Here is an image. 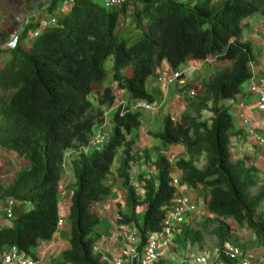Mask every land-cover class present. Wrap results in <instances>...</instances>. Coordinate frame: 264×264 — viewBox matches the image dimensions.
<instances>
[{
    "label": "trees",
    "instance_id": "obj_1",
    "mask_svg": "<svg viewBox=\"0 0 264 264\" xmlns=\"http://www.w3.org/2000/svg\"><path fill=\"white\" fill-rule=\"evenodd\" d=\"M56 1L52 0L50 11ZM128 9H132L130 18L136 30L141 31L134 40L119 34L120 16ZM257 14L264 15V0H127L115 9H105L104 0L101 4L97 0H73L70 11L37 37L32 35L43 21L23 27L16 48L0 51L9 55L0 67V148L25 157L29 167L17 172L12 184L0 190V199L30 204L31 209L17 215L12 227L0 228V249L16 246L32 254L55 235L63 154L88 143L94 127L102 123L104 107H111L115 101L109 88L97 93L96 109L89 100L108 77L104 63L109 57L113 59L112 82L117 89L129 100L149 103L155 97L147 93L146 81L163 61L171 71L179 70L188 59L230 62L229 67L202 82L192 114L183 115L179 122L164 117L161 131L152 135L168 147L183 146L188 159L180 158L174 164L181 184L207 192L204 203L210 217L194 227H183L172 250L178 252L188 246L202 250L206 236L214 237L219 248L225 243L241 248L228 221L248 228L264 248V212H258L264 203V186L250 194L258 185V169L249 157L233 159L231 138L242 132L235 128L224 106L241 94V85L251 78L248 64L255 55L251 44L242 42L241 37L248 26L245 20ZM143 25L146 30L141 29ZM128 69L127 77L124 73ZM203 112L211 116L204 120ZM120 114L118 108L102 150L70 163L74 187L67 217L69 249L61 254L66 263L104 264L93 252L101 237L94 230L101 221L90 207L111 194L112 187L104 181L118 149H122V157L116 178L125 191L126 211L119 212L120 223L135 225L139 251L148 235L161 230L165 207L175 195L168 158L158 154L151 161L146 152L141 156L132 151L138 135L130 134L140 127L139 113ZM199 158L205 161L202 168L196 165ZM142 161H151L155 174L138 176L142 183L138 195L130 170ZM137 207H144L142 215L136 212ZM219 262L236 264L222 256Z\"/></svg>",
    "mask_w": 264,
    "mask_h": 264
},
{
    "label": "rangeland",
    "instance_id": "obj_2",
    "mask_svg": "<svg viewBox=\"0 0 264 264\" xmlns=\"http://www.w3.org/2000/svg\"><path fill=\"white\" fill-rule=\"evenodd\" d=\"M63 1H65V0H57L56 1V3H55L56 7H53V9L50 11L51 16H56L57 9L62 7ZM175 1L177 3H186V0H175ZM69 3H70L69 5L65 6V11L68 10V8H70V6L73 5V0H69ZM97 3L101 4V0H97ZM257 19H258L257 16L250 18V20L253 22L251 24V27H253L257 23ZM123 21H126V19H124ZM123 27H124V25H123ZM121 29H122V26H121ZM143 29H145V27H143ZM120 32H121V34H123V36L125 35L126 37H128L131 40H134L137 38V34H134L135 31L133 29V24L131 23V21H130L129 31L127 33H124V32H122V30H120ZM242 36H243V38L241 39L242 42L252 40L251 41L252 46H253L254 51H255L254 52L255 60L253 61L252 67H250V69L253 68L256 71L259 67H263V64H264V57H263L264 56V45H263L264 36H263V32H257V30H255L254 28L250 29L248 27V28L243 29ZM11 39H13V37H11ZM4 50H6V48ZM4 50H0V51L3 52ZM8 58H9V56L2 57V59L5 62L1 63L0 67H2V65H4V63H6ZM112 64H113V59L111 57L107 58L105 63H104V68L107 71L108 77L106 79V82H104L103 85L96 87L94 89V91H95L94 94H91L89 96V100L91 103L94 104L95 99H98L97 93L99 91H101L102 88H106L111 83L112 75H110V73H111ZM198 64H199V62H198ZM200 65L202 66L201 68L199 65L194 66V69H198V70L196 72L195 71L192 72V74H194V78L190 79V85L186 89H183V90H179V88L176 90L171 89L169 91V97L165 100L164 105H163L161 98L155 101V104L153 106L154 108H157L158 105L162 104V106L160 105L161 108L159 107L158 109L155 110L157 112L139 111V121H140V125L142 127L139 129V131L141 130L143 133L139 134V131L137 129V130H133L130 134L131 137H135L138 135V138L136 139V143L133 146V152L137 151L138 153L141 154V156L144 155L146 152L151 161L155 160L158 154H165L169 157L168 160L171 162V165H172L171 166V177H179V172L176 170L175 165H174L176 160H178L180 158L187 160L188 156H187V154L183 148H182V151L180 153L175 154V152H174L172 155H170V153L167 151L169 149V147L164 145L159 140L154 139L152 134L155 135L161 131L162 120L165 116H170L175 121H178L181 116H183L185 114L186 115L191 114L192 112L189 113V110L194 108V104H195L194 100L196 99V96L200 95L202 93L201 92L202 91V82L209 79V77H211L212 74L220 71L223 68L229 67L230 62H228V61H226V62L220 61L219 62L217 59L214 60V59L210 58V59H208V61L206 63L200 64ZM181 68L185 69L186 66L183 65V66H181ZM247 85H248L247 82H245L241 85V88H240L241 93H246L245 88L247 87ZM111 89H112V92L114 93V96H115V103L111 109L105 110V120L107 122V128H106L107 132H109L112 128V119H113L114 113H115L118 105L121 103L126 105V103L128 101V99L123 94V92H118V90L116 89V85L114 83L111 84ZM146 89H147V93L150 95H152L153 93L155 94V96L159 94L158 89L153 87V78L152 77H150L146 81ZM174 96H176L177 98H176V101L173 102L172 98ZM237 98L240 100V102H239L240 104L237 106L238 110L239 111L241 110L243 115L246 116V118L250 122V125L255 130V132H254L255 136L264 138V128L260 127V125L262 124V120L264 121V117L262 119L261 118L258 119V121H260L258 124L255 123L254 118L251 117V119H250V116H253L252 109H255V105L252 103V99H255V97H252V95H244L243 96V94H242L241 96H238ZM180 105L184 106V108H182ZM97 107L98 106L95 105V109ZM226 107L228 109V112L232 115L234 125H235L236 121H235L234 114L232 112L233 110L229 106H226ZM202 115H203L204 120H207L211 116V114L207 113V112H203ZM140 135H141V137H140ZM144 135H146V136H144ZM232 143H234L233 144L234 145L233 146V149H234L233 150L234 151L233 159L234 160L237 158V156H241L242 154H243V156L249 157L250 161H252V159H255V162H253V161L252 162L255 164V167H257V169H258V174L256 175V180H257L258 185L250 191V194L251 195L256 194L259 191L260 187L264 186V166H263L264 165V152H263L261 146H257V141H256L255 137L251 138V139L247 136L244 137V139L242 137H239V138L234 137L232 139ZM237 147H239L243 151V153H241V155L238 154L240 152H237V150H236V149H238ZM121 154H122V149H118L117 153L115 155L113 164L111 165L110 173L104 181L105 184H108L109 181L114 176L113 173L116 172L119 160L122 157ZM173 157H174V159H173ZM150 162H148V163L142 162V163L146 164V166H145L146 170L148 168L151 169V165H149ZM204 164H205L204 159L199 158V162L196 165L198 168H202L204 166ZM138 166H141V165H137L136 167H135V165H132L131 168L138 169ZM145 173L148 174V178L150 176L154 175V174H151V172L148 170L145 171ZM139 175H141V174H139ZM141 176L146 177L144 175H141ZM134 180L135 179L133 176L131 179L132 185H133ZM140 192H141V190L139 187L138 195L140 194ZM191 194L196 195V198L202 199L203 201H205L206 196H207L206 190L202 189L201 187H198L194 191L192 190ZM106 199L109 200L110 197H107L104 200L106 201ZM104 200H102V202ZM202 202H199V209L203 212V214H199L197 216L195 214L192 215L194 217V219L192 221H190V224H192L193 226H194V222L197 219H198L197 221H199L200 218L204 219L206 217H210V214L206 211V209L204 210V208L202 207V205L204 206V204H205L204 202L202 204ZM99 203H101V202H99ZM101 204H103V203H101ZM115 209L118 210L117 205H115ZM143 211H144V207H139V209H137L138 213H141ZM259 211L264 212V203L260 206V209L258 210V212ZM139 219H140V217H139ZM227 223H228L231 231L233 232L234 237H236V239L238 240L239 246L243 249V251H246V252L250 253L251 255H253V257L255 258L256 264H264V248L260 244H258V242L254 238L251 231L246 227H238L237 224H235L233 221H228ZM103 228L104 227L99 225L95 228L94 232L101 234V230H103ZM215 248H216V239L212 236H206L204 243H203L202 250L199 249V247H197V246H193V247L188 246L187 249L180 250L178 252L177 251L175 252L174 250H170L167 257H166L167 260H165V262L168 263V262L174 261L175 264H179V262L181 261L182 254L184 255V254H195V253H199V252H207V253H210L209 255H212L211 253ZM197 251H199V252H197ZM211 264H221V263L212 262Z\"/></svg>",
    "mask_w": 264,
    "mask_h": 264
},
{
    "label": "built area",
    "instance_id": "obj_3",
    "mask_svg": "<svg viewBox=\"0 0 264 264\" xmlns=\"http://www.w3.org/2000/svg\"><path fill=\"white\" fill-rule=\"evenodd\" d=\"M125 0H110L105 3V8H110L111 6H118L122 4ZM68 5L67 1L63 2L60 9H57L56 16L50 17L48 20L42 22L40 29L35 31L32 35L33 38L37 37L41 30H46L50 25H54L57 22L59 16L65 14V6ZM29 24V21H25L21 26V33L23 27ZM21 33L14 35L13 39L6 43V49H15L18 43V37ZM192 76L191 69H186L185 71H164L159 73L156 77V84L161 90H167L171 85L177 83L178 85H185L186 81ZM249 92L255 95L257 98L254 100L255 109L258 112H264V78L260 81L259 85H252ZM192 94V93H191ZM240 100H230L227 102L233 111L236 126L235 128L239 130V126L243 125L246 136L251 138H256L257 146H261L264 152V138L256 137L255 130L250 125V122L239 110L238 105ZM253 103V102H252ZM136 107H141L143 109H150L149 106L139 103ZM104 142V137L102 135H97L94 138V144L100 147ZM172 186L175 188V195L170 203L165 207L166 214L164 220L161 224V230L157 234H152L147 236L145 245L141 251L138 250L140 239L136 232V228L131 226H118L119 236L122 239V249L119 254L114 257H106L102 255V261L104 264H157L161 260H166L168 252L173 246L174 239L180 234L182 228L192 221L195 214H203L199 209V202L201 199L196 198L188 192L186 186L181 184L178 177H172ZM13 201H8L5 213L8 219H13L12 209L14 207ZM188 219V220H187ZM62 221L58 222L60 226ZM207 252H199L195 254H184L181 257V264H211L212 262H219L220 256L227 260L233 261L236 264H256L255 258L250 253L243 251V249L233 246L231 244L225 243L221 248L216 247L212 251V255ZM211 256V257H210ZM0 264H34L27 255L20 252L16 246H10L0 249Z\"/></svg>",
    "mask_w": 264,
    "mask_h": 264
},
{
    "label": "crops",
    "instance_id": "obj_4",
    "mask_svg": "<svg viewBox=\"0 0 264 264\" xmlns=\"http://www.w3.org/2000/svg\"><path fill=\"white\" fill-rule=\"evenodd\" d=\"M51 5L52 0H0V50L5 49V45L8 41H10L11 37H14V35L21 32V26L25 21H29V24L37 25L38 23H41V21L48 20L51 17ZM123 20L121 22H123ZM127 20L129 19L127 18ZM127 26L128 25H126L125 28ZM22 48L26 49V47L24 46ZM5 56L7 57L9 55L0 54V64L5 62L2 59V57ZM190 65L197 66L199 64H192L190 62ZM158 91L159 96L160 90ZM168 97L169 93L167 95V98ZM176 98L177 97L174 96L172 98V101H176ZM180 106L184 108V106ZM252 111L253 116H250V119L251 117L254 118L255 123L258 124L260 122L258 121V119H262L264 117V114L257 112L255 109H252ZM240 112L242 113L241 110ZM260 127L262 126L260 125ZM238 129L242 130V135L239 137H242L244 139V136L246 137V132L243 125L239 126ZM141 133L143 132L140 130L139 134ZM237 148V152H240L238 154L241 155L243 151L239 147ZM167 151L170 153V155H172L174 152L175 154H178L182 151V147H180L179 145L169 146V149ZM165 156L169 158L167 155ZM252 161L255 162V159H252ZM145 166L146 164L142 163L141 167L139 166L138 169L131 168V176L133 177L134 175L136 182H138L137 175L142 173L148 176V174L145 173V171L147 170L150 171L151 174H155L153 166H151V169L148 168L147 170L145 169ZM28 167L29 162L25 158L18 157L15 153L0 148V190L9 187L12 184L16 173L19 172L21 169H27ZM113 175L114 176L108 183L112 185L111 194L109 196L110 199H106V201L104 200L103 202L101 201V203L103 204L99 202L94 203L90 207V211L97 214L101 221L100 225L104 227L103 230H101V238L96 242L95 248L98 252L104 253V255H106L107 257L117 256L120 250L122 249V239L119 237V233L116 227L118 225L117 212L119 210H123L124 208L125 191L121 188V182H119V179L115 178V173H113ZM135 181L133 182V185H135ZM72 183L73 181L71 179L70 171L69 169H66V171L63 172L61 175V185L65 187V194L64 197L61 198L60 203L58 205L59 218H62L63 225L59 229H57L51 241H49L48 243H42L38 246L35 251V264H67L64 261H61L60 257L63 252L69 249L68 240L70 225L67 222V217L70 207ZM4 205L5 200L0 199L1 229L12 227V222L6 219L3 213L2 208L4 207ZM115 205H117L118 210L115 209ZM30 209V204H20L15 209V216L27 212Z\"/></svg>",
    "mask_w": 264,
    "mask_h": 264
},
{
    "label": "clouds",
    "instance_id": "obj_5",
    "mask_svg": "<svg viewBox=\"0 0 264 264\" xmlns=\"http://www.w3.org/2000/svg\"><path fill=\"white\" fill-rule=\"evenodd\" d=\"M65 1H67L68 2V5L70 4L69 3V0H65ZM110 0H108V1H105V3L106 2H109ZM127 0H125L122 4H120V5H118V6H111L110 8H105V9H115V8H118V7H122V5L126 2ZM64 2V1H63ZM71 7L72 6H70V8H68V11L66 12V13H68L69 11H70V9H71ZM61 8V7H60ZM60 8H58V9H60ZM131 12H132V9H128V10H126V14L125 15H121L120 16V21H119V24H118V28H119V34L121 35V36H123V34H121V32H120V30H122V32H124V33H127L128 31H129V28H130V21H131V23H132V19L130 18V15H131ZM65 13V14H66ZM65 14H63V15H65ZM255 16H257L258 17V19H257V23L253 26V27H251V24L253 23L251 20H250V18H252V17H255ZM252 17H250V18H248V19H246L245 20V25H248V26H246L245 28H254L255 30H257V32H263V36H264V15H254V16H252ZM127 18L129 19V20H127ZM123 19H126V22L125 21H123V23L121 22ZM133 24V23H132ZM122 26V29H121V26ZM123 25H124V27L126 26V25H128L126 28H124L123 27ZM143 27H145V29H143ZM133 29H134V31H135V33L134 34H137V36H138V33L139 32H141L140 30H136V28H135V25L133 24ZM141 29H143V30H146V26H142L141 27ZM123 37H126L125 35L123 36ZM126 38H128V37H126ZM243 38V36L241 37V39ZM19 40V39H18ZM252 40H249V41H244V42H249L250 44H251V46H252V42H251ZM19 42V41H18ZM18 44V43H17ZM263 45H264V41H263ZM17 46V45H16ZM252 49H253V53L255 52L254 51V48H253V46H252ZM7 50V49H6ZM13 50V49H12ZM264 57V56H263ZM210 59V58H209ZM254 60H255V58H254ZM253 60V61H254ZM208 61V59L207 60H205V61H194V60H191V59H188L187 61H186V63H185V66H186V68L185 69H182L181 67L179 68V70H177V71H185L186 69H191V71L193 72V71H197L198 69H194V65H190V62L192 63V64H198V62H199V66H200V68L202 67L200 64H204V63H206ZM253 61L252 62H250L249 64H248V70L250 71V73H251V78H250V80L249 81H247V83H248V85H247V87L245 88V90H246V93H241L240 95H238V96H241L242 94H243V96L244 95H252V97H255V99L257 98L255 95H253V94H251L250 92H249V89H250V87L252 86V85H259V83H260V81L264 78V64H263V67H259L256 71L253 69V68H251L250 69V67H252V64H253ZM164 64V65H163ZM164 71H171L170 69H169V67H168V64L165 62V61H163L162 62V64L159 66V67H157L156 69H155V72H154V74H153V76H151L152 78H153V82H154V86L153 87H156L158 90H160V95L158 96V95H156L155 96V94L153 93L152 94V96H154L155 97V100H154V102L153 103H149V102H146V101H142V100H135V101H132V100H129L128 99V96L124 93V91H122V90H118L117 89V87H116V89L118 90V92H123V94L126 96V98L128 99V101H127V103H126V105L125 104H119L118 105V107H117V109L118 108H121V114L120 115H123L125 112H131V113H135V112H138L139 113V111H146V112H157V111H155L156 109H158L159 107H160V105L162 106V104H160V105H158V107L157 108H154L153 106H154V104H155V101L156 100H158V99H162V102H163V104H164V102H165V100L167 99V95H168V93H169V90L170 89H178L179 88V90H183V89H186L189 85H190V79L192 78H194V74H192V76H191V78L190 79H188L187 81H186V83H185V85H178L177 83H175V84H173V85H171L167 90H161L160 88H159V86L156 84V77L158 76V74L159 73H162V72H164ZM171 72H175V71H171ZM125 76H129L130 75V70L128 69V70H126L125 71ZM110 75H112L111 73H110ZM150 78V77H149ZM148 78V79H149ZM147 79V80H148ZM106 82V81H105ZM113 82L111 81V83L106 87V88H109V89H111V84H112ZM115 85H116V83H114ZM103 85V84H102ZM146 86V85H145ZM102 89H104V88H102ZM147 90V89H146ZM102 91V90H101ZM111 91H112V89H111ZM95 92V91H94ZM100 92V91H99ZM113 93V92H112ZM94 94V93H93ZM114 94V93H113ZM237 96V97H238ZM235 98V99H232V100H235V101H237V100H239L238 98ZM255 99H252V102H253V104H254V100ZM251 100V99H250ZM228 102V101H227ZM227 102H224V106L226 105L227 106ZM114 103H115V101H114ZM139 103H142V104H144V105H147V106H149L150 107V109H148V110H146V109H143V108H141V107H136V105L137 104H139ZM95 105L96 106H98V104H97V102H96V100H95V103H94V107H95ZM114 105V104H113ZM113 105L111 106V107H109V108H107V107H104V116H103V119H102V123L101 124H99V125H97V126H95L94 127V130H93V133H92V135H91V137H90V140L88 141V143L86 144V145H83V146H79V147H77V148H71V149H68L67 151H65V153L63 154V159H62V162H61V164H60V168H61V171H60V184H59V187H58V194H59V202H58V205H59V203H60V200H61V198H63L64 197V194H65V191H64V189H65V187H63L62 185H61V175H62V173L63 172H65L66 171V169H69V171H70V175H71V179H72V181H73V175H72V170H71V166H70V163H71V161L72 160H74V159H76L77 157H80L81 155H84V156H91L94 152H98V151H100V150H102L103 149V147L107 144V141H108V139H109V137H110V135H111V130L109 131V132H107L106 131V128H107V122H106V120H105V110L106 109H111L112 107H113ZM225 106V107H226ZM126 108H128V110H126ZM161 108V107H160ZM117 109H116V111H117ZM193 109V108H192ZM192 109H190L189 110V113H191L192 112ZM160 110V109H159ZM256 110V109H255ZM115 111V112H116ZM257 111V110H256ZM258 112V111H257ZM259 113H261V112H259ZM115 114V113H114ZM192 114V113H191ZM262 114H264V112L262 113ZM186 115V114H185ZM166 117V116H165ZM170 117V116H169ZM182 117V116H181ZM180 117V118H181ZM171 118V117H170ZM172 119V118H171ZM174 122H179V120L178 121H175L174 119H172ZM261 126H262V128H264V121L262 120V124H261ZM140 127H141V125H140ZM140 127H139V129H140ZM139 129H138V131H139ZM241 132H242V130H240ZM97 135H102L103 137H104V142H103V144L100 146V147H97L95 144H94V138L97 136ZM153 135V134H152ZM234 137H238L239 138V136H233L232 138H231V145H230V151L232 152V154H234V149H233V144L234 143H232V139L234 138ZM245 137V136H244ZM177 146V145H176ZM180 147H182L183 148V146H181V145H179ZM132 151H133V148H132ZM134 152H137V151H134ZM138 153V152H137ZM18 156V155H17ZM19 157V156H18ZM243 157V154L241 155V156H237V158H242ZM23 158H25V157H23ZM26 159V158H25ZM121 159V158H120ZM27 160V159H26ZM28 161V160H27ZM29 162V161H28ZM143 162V161H142ZM142 162L141 163H139V164H134L135 165V167L137 166V165H142ZM171 163V162H170ZM119 164V163H118ZM150 165H151V162H150ZM67 166H69V167H67ZM152 166V165H151ZM132 167V166H131ZM139 167V166H138ZM141 167V166H140ZM21 170H23V169H21ZM20 170V171H21ZM117 170V169H116ZM177 170V169H176ZM178 171V170H177ZM154 172H155V170H154ZM179 172V171H178ZM109 173H110V171H109ZM131 173V172H130ZM132 174V173H131ZM109 175V174H108ZM107 175V176H108ZM141 175H144V176H146L145 178H148V176L147 175H145V174H142L141 173ZM134 176V175H133ZM138 176L139 175H137V178H138ZM115 178H116V172H115ZM179 179L181 178V174H180V172H179V177H178ZM117 179V178H116ZM131 179H132V176H131ZM135 179V178H134ZM138 180V179H137ZM135 181V180H134ZM74 182V181H73ZM180 182H181V179H180ZM141 184L142 183H139V182H136L135 181V185H132L134 188H135V190H136V193L138 194V189H139V187H140V190H142L141 189ZM107 185H110L111 187H112V185L111 184H107ZM171 185H172V177H171ZM184 186H186L187 187V189H188V192L189 193H191V191L193 190H196V189H193V188H190V187H188L187 185H185V184H183ZM72 191H73V187H74V185H73V183H72ZM112 190V189H111ZM72 191H71V195H72ZM196 193V192H195ZM140 194H141V192H140ZM139 194V195H140ZM71 195H70V200H71ZM110 196V195H109ZM8 201H13L14 202V207H13V209H12V213H13V219H15L17 216H15V209H16V207L17 206H19L20 205V203H18V202H16V201H14L13 199H7V200H5V205H4V207L2 208V210H3V213H4V215H5V217H6V213H5V208H6V205H7V202ZM201 201H203L202 199H201ZM204 202V201H203ZM203 202H202V204H203ZM202 207L204 208V210L206 209V207H205V204H204V206L202 205ZM70 208V207H69ZM137 209H139V207H137L136 208V212H137ZM30 211V210H29ZM207 211V210H206ZM28 212V211H27ZM119 212H122V213H124V212H126L125 211V208H123V210H120V211H118V217H117V222H118V225H117V227L118 226H120V225H122L121 223H120V221L122 220V218H121V216H120V214H119ZM144 212V211H143ZM143 212H141V213H138V214H140V215H142L143 214ZM200 212H202V211H200ZM25 213V212H24ZM58 214H59V206H58ZM97 215V214H96ZM6 219H8L7 217H6ZM13 219H8L9 221H13ZM100 219V218H99ZM205 219V218H204ZM204 219H202V218H200V220L199 221H195L194 222V225L195 224H199L200 222H202ZM62 221V224L59 226L58 225V222L59 221ZM63 225V220H62V218H59L58 219V221H57V229H59L61 226ZM133 226V227H135V225L132 223V224H129V225H122V226ZM192 224H190V222L189 223H187L185 226H191ZM184 226V227H185ZM193 226V225H192ZM117 227H116V229H117ZM194 227V226H193ZM136 228V227H135ZM57 231V230H56ZM117 231H118V229H117ZM136 232H137V229H136ZM118 233H119V231H118ZM120 234V233H119ZM137 234H138V232H137ZM139 236V235H138ZM120 237V236H119ZM101 238V237H100ZM51 241V240H50ZM69 243V242H68ZM96 244V243H95ZM95 244H94V246H93V252L95 253V254H98V255H100V257H101V259H102V255H104V253H102V252H98L97 251V249L95 248ZM173 247H175L174 246V243H173V246H171V248H170V250H172V248ZM217 247V246H216ZM17 248V247H16ZM18 249V248H17ZM19 250V249H18ZM169 250V251H170ZM20 252H22V253H24L23 251H21V250H19ZM35 251H36V249L32 252V254H27V253H24L25 255H27L31 260H33V262H34V264H35ZM197 252H199V251H197ZM169 253V252H168ZM183 255V254H182ZM62 256V255H61ZM104 256H106V255H104ZM107 257V256H106ZM182 257V256H181ZM61 258V257H60ZM167 260V259H166ZM61 261H62V258H61ZM161 261H165V260H161ZM160 261V262H161ZM65 262V261H64ZM66 263V262H65ZM104 263V262H103ZM159 263V262H158ZM157 263V264H158ZM67 264H69V263H67ZM179 264H181L180 262H179ZM222 264V263H221Z\"/></svg>",
    "mask_w": 264,
    "mask_h": 264
}]
</instances>
